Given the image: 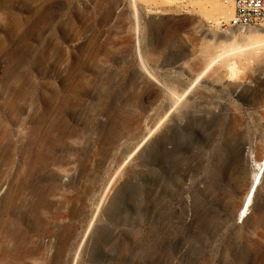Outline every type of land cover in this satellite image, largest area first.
<instances>
[{
	"label": "rangeland",
	"instance_id": "rangeland-1",
	"mask_svg": "<svg viewBox=\"0 0 264 264\" xmlns=\"http://www.w3.org/2000/svg\"><path fill=\"white\" fill-rule=\"evenodd\" d=\"M133 5L0 0V219L16 232L0 242L19 245L17 264H238L264 198L263 179L240 223L264 148V59L207 69L232 39L198 5Z\"/></svg>",
	"mask_w": 264,
	"mask_h": 264
},
{
	"label": "bare ground",
	"instance_id": "bare-ground-1",
	"mask_svg": "<svg viewBox=\"0 0 264 264\" xmlns=\"http://www.w3.org/2000/svg\"><path fill=\"white\" fill-rule=\"evenodd\" d=\"M132 1L134 4L133 6L135 7L136 0H132ZM165 1L168 2L169 4L177 5V6L181 4H187L189 6L192 4L193 5L196 4L198 5L196 7L200 8V12L203 14V17L205 18V20L209 21L215 28H217V30L225 34H229V35L231 34V38H229V39H232L231 42L227 40H216V44L220 45L223 48L228 46L229 49L228 51L227 50L223 51L221 55L215 58L209 64L207 69H210V67L217 60L222 59L223 57H226L228 55L235 54V53H240L241 59H238V60H239V63L241 64L242 63L248 64V62L252 58L253 59L255 58L264 59V29H262L261 33L260 32L250 33L246 37L243 36L244 37L243 39H239L237 36L232 34L233 30H230L231 28L229 30L222 28V23H228L229 20L232 18V14H233L232 0H208L209 5L205 3V1L207 0H165ZM135 16H136V12H135ZM243 51L244 53L246 51V53L241 55V52L243 53ZM137 54H138L142 69L145 71V73L149 75V77L150 76L154 77L151 74V72H149L148 68L146 67V64L143 61V57L141 55L139 48L137 49ZM237 67H238L237 62L229 61L226 63V68L231 72V74L238 73L236 71ZM201 75L202 74H199L195 78V81L189 86V88L183 94L181 93V95H179L173 90L169 92L172 94V96L175 97V102H174V104L176 103L175 105L179 104L180 100L183 99L182 97H184V94L189 89H191L192 86L201 78ZM188 127L190 128V130L194 131L195 123L190 122ZM174 138H169L167 140L170 142V144H172V141H174ZM147 139L148 137H146L144 141H146ZM144 141L142 142V144L144 143ZM160 153L161 155H164V158L167 155L166 151L160 152ZM252 162H253V168H254L252 182L247 192L244 195L242 204L238 210V215H237V218L242 224L244 223L245 219L248 218V215L252 213V208H253L254 202L257 197L256 194L259 188L263 184L264 148L262 152H260V155L258 156V158L255 160H252ZM163 172L164 171H162V174ZM128 190H129V200H131V198L136 196L137 193L139 192L136 186L135 187L130 186ZM119 198L122 199L123 195H120ZM134 204L137 205L135 206V208L136 207L140 208V206L142 205V201L140 199L135 200ZM251 224L253 226L250 227V229L248 228V223H245L242 227V230L246 238H245L244 243L238 245V264H264V243L259 242L260 237L264 238V198L260 200L257 210L254 211V213L252 214ZM258 227L263 228L262 233L258 232ZM7 228H8V221L6 218L3 217L2 219H0V229L4 230L5 233L9 234V237L11 238L10 241L12 243V240H14V236H16L15 235L16 232L13 230H9L8 232ZM247 232L249 233L250 237L246 235ZM24 256L25 255H22V253L20 254L18 244H14L13 246H10V245H4L3 243L0 242V264H17L18 261L22 260V258H26Z\"/></svg>",
	"mask_w": 264,
	"mask_h": 264
},
{
	"label": "built area",
	"instance_id": "built-area-1",
	"mask_svg": "<svg viewBox=\"0 0 264 264\" xmlns=\"http://www.w3.org/2000/svg\"><path fill=\"white\" fill-rule=\"evenodd\" d=\"M233 14L223 29H246L264 26V0H232Z\"/></svg>",
	"mask_w": 264,
	"mask_h": 264
}]
</instances>
